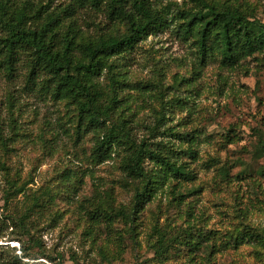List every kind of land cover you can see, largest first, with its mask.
<instances>
[{
  "label": "rangeland",
  "instance_id": "obj_1",
  "mask_svg": "<svg viewBox=\"0 0 264 264\" xmlns=\"http://www.w3.org/2000/svg\"><path fill=\"white\" fill-rule=\"evenodd\" d=\"M12 1L40 9L42 19L59 15V36L74 37L76 60L85 44L127 30L125 21L92 9L70 17L64 11L72 0ZM206 1L264 21V0ZM150 2L166 13V26L106 58L91 81L114 98L109 125L119 123L191 178L146 159L150 197L132 221L116 215L132 210L144 184L124 169L131 151L114 144L98 155L104 130L80 126L77 103L58 96L48 76L30 78L33 57L12 65L1 49L0 264H264V52L225 66L215 44L202 55L198 24L183 33L198 1ZM9 183L24 192L7 199ZM34 196L41 214L26 220L31 237L16 218ZM246 227L262 238L241 242ZM188 231L192 244L183 241ZM200 233L206 237L195 244ZM163 234L168 251L159 255Z\"/></svg>",
  "mask_w": 264,
  "mask_h": 264
},
{
  "label": "trees",
  "instance_id": "obj_2",
  "mask_svg": "<svg viewBox=\"0 0 264 264\" xmlns=\"http://www.w3.org/2000/svg\"><path fill=\"white\" fill-rule=\"evenodd\" d=\"M194 1H198L201 7L187 15L183 33H190L193 25H199L198 44L202 55L207 50H212V45L215 44L222 63L234 67L243 59L264 52V21L252 19L239 9H217L206 0ZM85 9L105 12L111 22L125 21L126 32L102 36L95 43L85 44L84 58L76 60L73 55L74 37L59 36V15L48 14L42 19L40 9L37 10L39 13H34L27 5L20 6L12 0H0V52L2 49L4 58L12 65L24 54L33 57L30 78L48 76V82L58 96L69 97L77 103L80 126H93L104 130L102 137L98 139V155L108 153L114 144L126 146L131 151L124 160V169L134 179L144 180V184L135 192L132 210L120 209L116 215L132 221L154 189L144 167L146 159L161 163L165 172L177 178L189 179L191 173L184 166L177 165L161 152L152 149L150 144L144 141L137 143L129 130L119 123L113 122L109 125L114 98L113 101H107L106 91L91 79L102 74L107 67L104 62L106 58L129 52L142 38L164 28L168 19L166 13L153 8L150 0H72L64 12L72 17ZM110 79V90H113L114 77L111 76ZM9 184L4 189L7 199L13 193L24 192L23 186ZM39 202V197L34 196L33 203L16 218L17 224L28 235L30 227L26 220L30 221L33 215L41 214L36 213L37 207L41 205ZM192 234V231H188L183 241L192 244L187 240ZM197 237L195 244L206 235L200 233ZM241 238V242L246 239L256 241L262 236L254 228L246 227ZM155 251L159 255L168 251L164 234L159 237Z\"/></svg>",
  "mask_w": 264,
  "mask_h": 264
}]
</instances>
